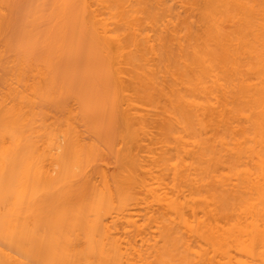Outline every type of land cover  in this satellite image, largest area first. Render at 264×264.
<instances>
[{"label": "bare ground", "instance_id": "obj_1", "mask_svg": "<svg viewBox=\"0 0 264 264\" xmlns=\"http://www.w3.org/2000/svg\"><path fill=\"white\" fill-rule=\"evenodd\" d=\"M0 264H264V0H0Z\"/></svg>", "mask_w": 264, "mask_h": 264}, {"label": "rangeland", "instance_id": "obj_2", "mask_svg": "<svg viewBox=\"0 0 264 264\" xmlns=\"http://www.w3.org/2000/svg\"><path fill=\"white\" fill-rule=\"evenodd\" d=\"M142 7V8H141ZM140 8V10L143 12V14H141L142 16H144V17H150V16H152L153 17V15H155V13H157L158 14V11L156 12V10L154 9V7H153V5H152V3H150L149 1H146L142 6H141ZM141 11H140V13H141ZM183 11V10H182ZM181 10L179 11V12H181V14L183 13ZM191 10H189L188 11V14H187V12L186 13H183L184 15H181L180 16V22L181 21H185L186 20V22H187V20H188V22H190V21H192V22H190V23H188L187 22V25H185V22L183 23L184 24V27L186 26V28L188 29V27H190L191 25H194V24H197V22L195 23L194 21H195V19L196 18H198V19H201V16H199L198 17V14H196V10H194L195 12H190ZM197 12H198V10H197ZM199 13V12H198ZM195 15H197L196 16V18H195ZM182 17V18H181ZM187 17H188V19H187ZM189 17H191V18H189ZM183 19V20H182ZM179 21V20H178ZM200 21V20H199ZM198 21V22H199ZM179 23V22H178ZM181 27H183V25L181 26ZM192 28V30H193V28L194 27H191ZM190 30V29H189ZM173 67H174V69H175V71H178L179 69V66H177V64H173Z\"/></svg>", "mask_w": 264, "mask_h": 264}]
</instances>
